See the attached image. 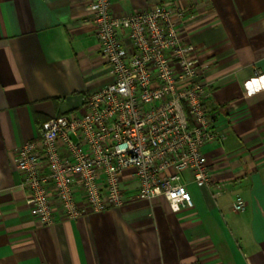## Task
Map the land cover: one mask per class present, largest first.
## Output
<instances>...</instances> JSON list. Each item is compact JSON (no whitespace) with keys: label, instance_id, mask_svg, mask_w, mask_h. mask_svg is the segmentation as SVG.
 Wrapping results in <instances>:
<instances>
[{"label":"crops","instance_id":"1","mask_svg":"<svg viewBox=\"0 0 264 264\" xmlns=\"http://www.w3.org/2000/svg\"><path fill=\"white\" fill-rule=\"evenodd\" d=\"M90 2L0 0V264H264V0H113L117 17L158 5L190 11L183 33L207 67L218 133L204 149L213 185L181 173L193 209L137 200L130 169L121 208L69 221L57 206L53 226L30 214L19 148L113 82Z\"/></svg>","mask_w":264,"mask_h":264},{"label":"built area","instance_id":"2","mask_svg":"<svg viewBox=\"0 0 264 264\" xmlns=\"http://www.w3.org/2000/svg\"><path fill=\"white\" fill-rule=\"evenodd\" d=\"M112 3L90 6L113 82L88 95L82 114L45 121L41 138L16 155L30 214L44 226L56 223L57 206L69 221L123 207L130 169L135 198L163 197L174 213L194 208L181 173L192 171L200 188L213 185L204 149L217 139V110L209 105L207 67L183 33L190 11L158 5L117 17Z\"/></svg>","mask_w":264,"mask_h":264},{"label":"trees","instance_id":"3","mask_svg":"<svg viewBox=\"0 0 264 264\" xmlns=\"http://www.w3.org/2000/svg\"><path fill=\"white\" fill-rule=\"evenodd\" d=\"M43 123H44V122H43ZM43 123H42V125H43ZM42 125H41V130H40V131H41V135H42ZM40 138H41V136H40Z\"/></svg>","mask_w":264,"mask_h":264}]
</instances>
